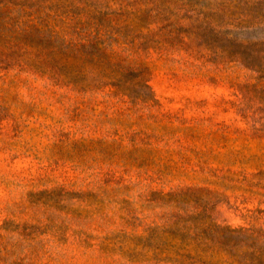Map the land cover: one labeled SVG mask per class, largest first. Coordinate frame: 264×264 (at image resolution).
Here are the masks:
<instances>
[{
  "label": "rangeland",
  "instance_id": "1",
  "mask_svg": "<svg viewBox=\"0 0 264 264\" xmlns=\"http://www.w3.org/2000/svg\"><path fill=\"white\" fill-rule=\"evenodd\" d=\"M32 1L0 0V44L76 47L56 72L0 69V264L264 261V75L192 20L138 18L145 0ZM249 20L240 36L262 38Z\"/></svg>",
  "mask_w": 264,
  "mask_h": 264
},
{
  "label": "trees",
  "instance_id": "2",
  "mask_svg": "<svg viewBox=\"0 0 264 264\" xmlns=\"http://www.w3.org/2000/svg\"><path fill=\"white\" fill-rule=\"evenodd\" d=\"M10 1V3H14L15 0ZM29 1L21 0V2L14 4L26 6L30 5ZM77 1L83 3L82 0ZM32 2L31 6L40 4V0ZM144 2L147 9L138 10L140 12L138 18L146 22L151 20L168 22L172 16L178 20H192L193 25L190 33L195 38L200 39L198 45L212 50L220 57L240 62L246 67L264 75V36L256 41L240 36L250 26L249 17L252 14L259 20L257 24H264V0H145ZM171 3L174 4V7H171ZM73 6L76 10H81V6L74 3ZM73 13L74 21H72L70 31L68 30L66 35L71 34L76 38L86 40V35H82L86 31L83 26L84 23L80 19H77L80 13ZM76 19L77 21H75ZM101 25L103 26L102 21L99 26ZM229 26H232L233 30L226 29ZM179 31L180 33L184 32L182 28H179ZM115 33L120 35L122 30L116 29ZM171 34L174 33L171 32L168 36H172ZM113 35L115 36V34ZM114 36L113 39H116ZM180 38L181 36L178 34L162 42L146 39L138 44V49L147 52L152 47L162 49L166 45L172 47L183 46L185 42ZM73 40L74 38L71 39L70 43H65V40H61V42H48L47 45L56 44L54 48L46 47L51 53L55 51L54 59L44 58L41 55L31 57L28 47L33 48V46L25 42L0 44V69L18 68L20 71H35L41 74L48 71L56 72L63 68L60 65V61L56 59V53H65L68 50L74 51L73 49L76 45L73 44ZM82 48V52L91 55V51H86L87 46L82 45ZM87 61L94 62L97 60L92 57L87 59ZM261 250L264 254V244ZM258 262L259 264H264L262 258H259Z\"/></svg>",
  "mask_w": 264,
  "mask_h": 264
}]
</instances>
